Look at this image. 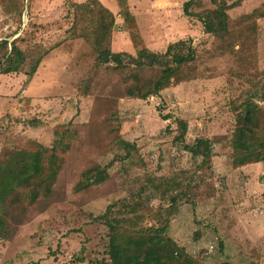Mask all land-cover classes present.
<instances>
[{"label":"rangeland","instance_id":"1","mask_svg":"<svg viewBox=\"0 0 264 264\" xmlns=\"http://www.w3.org/2000/svg\"><path fill=\"white\" fill-rule=\"evenodd\" d=\"M67 1L0 0V39L12 33L17 34L11 40L21 35L28 38L25 71L45 49L49 51L38 68L35 86L28 85L24 74L0 76V154L5 148L35 152L40 146L52 147L57 127L69 123L79 132L71 151L61 154L64 162L58 187L66 200L44 213L31 212L11 240L0 239V264H88L91 257L101 258L106 247V229L92 223L91 216L103 214L108 205L125 196L117 160L125 153L107 140L106 128L95 125L105 115L103 100L112 97L119 75L102 69L95 75L89 95L83 97L79 92L93 64V46L137 55L144 49L163 52L170 43L191 38L198 47V76L194 80L171 86L159 98L118 99L119 134L138 146L145 164L142 171L157 176L168 175L171 168H194L200 163L173 141L177 134L174 118L188 122V143L202 136L222 137L233 126L231 102L237 104L245 96L250 88L247 80L264 75V19L258 20L257 45L251 51L256 61L244 68L245 78L240 79L236 76L240 66L236 60L213 54V39L204 34L200 24L183 15L187 0H128L124 10L116 0H73L90 2L102 22L101 42L95 40L79 9L71 36L80 37L68 38L74 19L68 14ZM263 4L264 0H243L229 14L238 19ZM29 20L41 27L35 38H30ZM261 105L264 113V101ZM161 115L173 118L164 121ZM259 121L261 129L247 130L243 142L235 136L237 148L233 154L212 159V170L204 176L209 180L212 174L217 180V197L197 209L182 206L173 227L174 238L196 258L186 263L188 258L176 253L182 263L220 264L221 259H216L219 229L237 264H264V166L256 158L264 142V114ZM115 158L117 166L110 183L89 194L73 191L80 172L91 162L104 159L109 163ZM140 172L131 170V174ZM222 178L224 184L220 183ZM132 239L144 242L141 248L145 252L135 254L127 264H163L176 251L161 238ZM82 248L86 249L87 260L74 262V254Z\"/></svg>","mask_w":264,"mask_h":264},{"label":"trees","instance_id":"2","mask_svg":"<svg viewBox=\"0 0 264 264\" xmlns=\"http://www.w3.org/2000/svg\"><path fill=\"white\" fill-rule=\"evenodd\" d=\"M116 1L121 9L128 8V0ZM242 2L243 0H208L205 5L203 0H187L182 7L183 15L200 24L204 34L213 39V54L232 56L236 60L240 65L236 76L240 79L245 78L244 68L250 67L256 61L251 51L257 45L258 20L264 19V4L249 14L233 19L230 11ZM67 7L68 14L73 15L74 19L73 27L67 31L68 38L80 37L71 36L78 23L79 9L83 12L95 40L101 42L102 22L92 11L90 2L76 3L68 0ZM28 26L31 28L30 38H35L40 25L29 20ZM16 34L12 33L0 39V76L24 74L32 78L49 51L45 49L32 62L30 69L25 71L29 42L28 38L22 35L11 40ZM92 48L93 64L91 70L85 74L79 92L83 97H87L95 75L102 69L119 75L113 85L112 97L103 100L105 115L95 125L97 128H106L107 140L124 150L125 154L117 157V160L123 175H120V187L125 191V196L108 205L103 214L91 216L92 223L105 227L107 244L101 258L91 257L88 264H127L135 254L145 252L144 248H141L144 242L132 239L133 236L161 238L167 245L174 247L176 251L164 259L163 264L189 263L196 258L175 240V221L182 212V206L191 205L193 209H197L203 202L217 197V180L212 174H209V180L204 176L207 171L212 170V159L219 154H233L237 148L235 136L241 143L247 137V130L261 129L259 118L264 114L261 105L264 101V75L260 74L254 80H247L250 88L245 96L237 104L231 102L233 126L222 137L202 136L188 143V122L174 118L177 134L173 141L179 143L183 147L182 150L193 160H200V163L194 168H171L168 175L157 176L149 171H142L145 164L138 146L124 140L119 134L121 115L118 99L146 101L153 97L159 98L163 91L171 86L194 80L198 76V47L193 39L189 38L170 43L163 52L144 49L137 55L114 52L109 48ZM161 116L164 121L173 118L171 115ZM239 124H243V127L239 128ZM73 126V123H69L57 127L52 147L40 146L35 152L25 149H2L0 239L11 240L17 229L28 221L31 212L44 213L52 205L66 200V195L58 187V178L64 162L61 154L70 152L73 142L79 139V132L73 129ZM256 158L257 162L264 166V142L259 145ZM116 163V158L109 163L104 159L91 162L80 172L73 191L89 194L101 189L111 182ZM131 170L141 172L131 174ZM219 180L221 184L225 183V178ZM217 232L219 250L216 259H221L220 264H237L239 261L233 260L219 229ZM212 247L214 249L213 245ZM85 250L82 248L79 253L74 254V262L84 263L87 260ZM176 253L186 256V263L179 261Z\"/></svg>","mask_w":264,"mask_h":264},{"label":"crops","instance_id":"3","mask_svg":"<svg viewBox=\"0 0 264 264\" xmlns=\"http://www.w3.org/2000/svg\"><path fill=\"white\" fill-rule=\"evenodd\" d=\"M39 71H40V70H38L37 73H40ZM37 73H36V74H37ZM36 74H35L32 78H28L26 75L23 76L26 80L29 81V82H28V83H29L28 85L31 86V87L35 86V83L37 82V79H36V76H37V75H36ZM26 80H25V81H26ZM39 83H42V80H41V79H40V82H39ZM1 86H2V85L0 84V87H1ZM26 92H27V91H26Z\"/></svg>","mask_w":264,"mask_h":264}]
</instances>
